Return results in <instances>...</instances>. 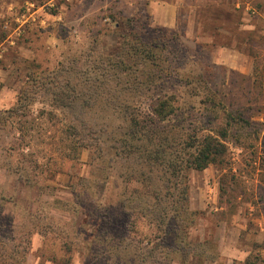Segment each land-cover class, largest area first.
<instances>
[{"label":"rangeland","instance_id":"rangeland-1","mask_svg":"<svg viewBox=\"0 0 264 264\" xmlns=\"http://www.w3.org/2000/svg\"><path fill=\"white\" fill-rule=\"evenodd\" d=\"M208 3L212 11L200 10L198 24L190 21L187 27L191 11L185 8L177 27L167 29L153 25L147 14H132L125 0H59L41 12L62 15L60 21L46 28L27 21L17 36L16 43L34 55L0 45V69L10 72L13 84L1 97L9 105L0 109V264H118L119 259L126 264V254L129 261L145 258L146 264L153 258L165 264H244L251 253L264 259V34L239 29L249 23L264 31V0ZM36 4L21 3L18 17H28ZM130 25L138 41L129 36ZM9 30L0 29V44ZM154 39L164 47L175 78H182L164 88L175 109L165 124L225 136L221 162L187 171L189 210L197 214L186 242H207L208 257L160 251L162 234L135 219L119 244L124 218L111 214L103 221L97 206L112 203L119 186L110 144L129 124L126 108L151 115L157 94L120 93L106 83L111 71L104 64L121 58L128 65L123 44ZM67 82L82 96L86 86L108 92L88 106L79 98L70 111L51 95ZM4 85L1 80L0 89ZM22 92L29 101L19 117L9 119L6 112ZM77 116L87 125L85 132ZM70 124L88 147L70 142Z\"/></svg>","mask_w":264,"mask_h":264},{"label":"trees","instance_id":"trees-1","mask_svg":"<svg viewBox=\"0 0 264 264\" xmlns=\"http://www.w3.org/2000/svg\"><path fill=\"white\" fill-rule=\"evenodd\" d=\"M129 28V36L135 38L133 41H138L132 31L134 28L131 25ZM161 39L162 37H159L158 41ZM160 43L154 39L141 44L135 43L134 46L131 45L132 41H126L123 44L122 58H127L130 64L127 65L121 58L120 62L112 63L110 60L104 64V67L111 71L105 80L106 83H112L120 93L127 96L128 91L147 89L157 94L153 97L155 103L151 108V115L142 111H130V107L126 108L129 124L120 135L113 136L110 144L111 159L116 167L119 186L112 203L103 207L101 204L97 206L103 211V221L111 218V214L124 218V224L121 225L122 233L118 238L119 244L127 240L125 234L132 232L129 221L135 219L145 221L156 233L162 234L159 244H156L160 251L166 254L181 251L186 257L190 255L208 257L207 242H186V230L193 225L192 217L197 214L189 210L187 171H203L209 165L221 162L226 151L225 136L202 135L197 131L188 130L179 123L165 124V121L175 114V109L169 104H173V96L163 94L164 88L171 81L182 78H175L173 75V64L163 57L164 47ZM31 81L36 79L32 77ZM70 83L67 82L65 88L53 90L51 93L58 107L70 111L79 98L83 99L84 106H88L93 103L91 100L106 98L108 92L107 88L97 90L86 86L87 90L82 96L77 93L76 86H71ZM26 93L22 92L15 107L6 112L9 119L20 116L25 108V102L29 101ZM153 94L151 93V96ZM77 117L79 119L80 116ZM2 120L1 118L0 122H3ZM79 121L82 122L81 131L85 132L87 125L83 120ZM67 129L69 136L72 137L70 142L77 148L90 145L83 141L84 137L76 138L79 134L77 126L70 124ZM76 140L79 142H75ZM109 175L110 173L105 180L106 185ZM140 249L145 254V248ZM126 250L122 248L121 252L124 253ZM126 256V264L147 263L145 258L134 257L129 261V256L127 254ZM117 261L118 264H122L120 259ZM150 264L165 263L163 260L153 258ZM244 264H264V259L259 254L251 253L246 257Z\"/></svg>","mask_w":264,"mask_h":264},{"label":"crops","instance_id":"crops-1","mask_svg":"<svg viewBox=\"0 0 264 264\" xmlns=\"http://www.w3.org/2000/svg\"><path fill=\"white\" fill-rule=\"evenodd\" d=\"M32 1V2H30ZM34 1V3H33ZM72 1V0H66ZM38 2L37 0H0V29L2 28H10V32L8 33L5 40L1 42V46L5 43H8L10 46H12L14 49L19 50L22 55L26 57H30V55H34V52L29 49L25 48L24 46L19 45L16 43L18 40L17 36L21 33V28L23 25L29 21L34 23V25L39 24L40 27H48L49 25H52L54 21H60L62 15H48L41 12L43 8L47 5H55L56 3H59V0H43V3L36 4ZM21 3H26L30 5L36 4V9L32 11V13L28 14V17H18V8L21 6ZM239 1L235 3V6L233 8H230V10L234 11V8H238ZM208 0H125V5L129 6V9H132V14L137 13H144L147 14L149 17V21L157 26L167 29H174L177 27L179 19L184 17L182 11L183 9H188L191 11V15L189 14L187 16V27L188 24L196 20L197 13L201 10L204 12L206 10L212 11L210 9V6H208ZM249 4L246 3V8L248 9ZM60 6V5H59ZM64 7V6H63ZM215 8V7H212ZM61 9V8H60ZM144 10V11H142ZM235 12V11H234ZM203 13V12H202ZM243 15H245V11L242 12ZM4 20H8L7 22L3 23ZM12 21H19V24L12 25ZM197 21V20H196ZM195 21V22H196ZM199 21H197L198 24ZM10 23V24H8ZM2 25V26H1ZM224 28V27H222ZM226 28V27H225ZM224 28V29H225ZM222 29L224 32L225 30ZM239 29L244 32H250V34L255 36L257 34L263 35L264 31H261L257 28L256 24H239ZM23 30V28H22ZM232 32V31H231ZM230 32V33H231ZM233 46V43L230 46H226V49H230ZM236 51V50H234ZM239 55H242L243 57L247 58L248 60L251 59V55L248 53L237 50L236 51ZM248 60H246L248 62ZM251 61V60H250ZM5 71L3 69H0V81L2 80L4 82V87L0 89V109L4 108L5 106L9 105L8 102H4V99L1 98L5 94H10L12 92L9 88V85L13 86L11 81V77L7 76L10 72H7V75L4 73Z\"/></svg>","mask_w":264,"mask_h":264},{"label":"built area","instance_id":"built-area-1","mask_svg":"<svg viewBox=\"0 0 264 264\" xmlns=\"http://www.w3.org/2000/svg\"><path fill=\"white\" fill-rule=\"evenodd\" d=\"M30 6L34 7V5H30Z\"/></svg>","mask_w":264,"mask_h":264}]
</instances>
